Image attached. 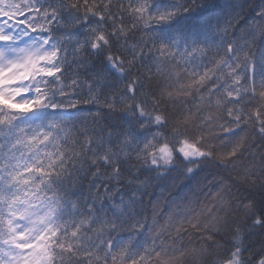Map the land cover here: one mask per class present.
<instances>
[{
  "label": "snow or ice",
  "instance_id": "snow-or-ice-1",
  "mask_svg": "<svg viewBox=\"0 0 264 264\" xmlns=\"http://www.w3.org/2000/svg\"><path fill=\"white\" fill-rule=\"evenodd\" d=\"M0 264H264V0H0Z\"/></svg>",
  "mask_w": 264,
  "mask_h": 264
},
{
  "label": "trees",
  "instance_id": "trees-1",
  "mask_svg": "<svg viewBox=\"0 0 264 264\" xmlns=\"http://www.w3.org/2000/svg\"><path fill=\"white\" fill-rule=\"evenodd\" d=\"M258 45H259V41H258ZM155 195H156V196H159V195H160V189H157V190L155 191ZM145 203L147 204V200H146ZM257 239H258V238H257Z\"/></svg>",
  "mask_w": 264,
  "mask_h": 264
}]
</instances>
